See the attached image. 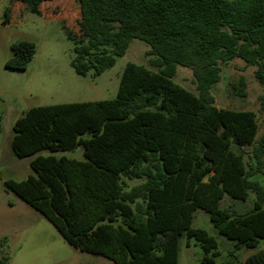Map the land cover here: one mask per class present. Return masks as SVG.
Returning <instances> with one entry per match:
<instances>
[{
  "label": "trees",
  "instance_id": "16d2710c",
  "mask_svg": "<svg viewBox=\"0 0 264 264\" xmlns=\"http://www.w3.org/2000/svg\"><path fill=\"white\" fill-rule=\"evenodd\" d=\"M45 1L13 0L38 16ZM77 2V30L66 15L63 28L78 75L100 76L134 39L149 45L150 66L128 63L115 99L28 110L14 126L11 148L18 158L34 157L35 175L10 180L7 189L70 246L114 264H179L183 237L188 246L191 239L200 244L202 264H238V252L264 240V185L254 179L264 176V133L258 138L255 112L217 107L212 89L221 64L234 59L255 67L264 86V0ZM14 16L11 4L4 24ZM11 49L5 67L26 71L36 44L23 40ZM178 66L192 71L197 94L174 82ZM246 89L241 77L230 93L246 98ZM79 147L84 160L54 155ZM251 194L244 213L222 207L225 198L247 202ZM199 210L235 242L229 259L219 261L217 240L194 227ZM8 261L3 256L0 264ZM242 264H264V250Z\"/></svg>",
  "mask_w": 264,
  "mask_h": 264
},
{
  "label": "rangeland",
  "instance_id": "374dc122",
  "mask_svg": "<svg viewBox=\"0 0 264 264\" xmlns=\"http://www.w3.org/2000/svg\"><path fill=\"white\" fill-rule=\"evenodd\" d=\"M11 4L15 16L10 24H4L6 8ZM41 8L44 13L38 16L13 0H0V114L3 118V132L0 135V263L3 256H8L7 264H114L104 257L83 253L70 246L47 218L7 189L6 182H22L35 175L30 165L34 157H16L11 141L17 120L31 108L115 99L128 63L150 66L151 57L147 56L150 47L134 39L126 54L118 57L112 68L98 77L93 72L85 77L80 76L72 67L74 44L63 28L66 15L77 30L76 20L80 16L77 0H48ZM23 40L36 44L33 60L24 72L7 69L5 63L13 57L12 44ZM221 69V80L212 89L216 106L255 112L260 138L264 133V86L255 78L256 68L234 59L222 63ZM241 77L247 82L246 98L230 93L231 84ZM174 82L197 94L195 78L190 69L178 66ZM41 154L46 156L52 153L43 151ZM54 155L84 160L82 147ZM254 179L264 185V176L259 175ZM128 183L134 186L139 182ZM253 199V194L247 202L225 198L222 207L244 213L252 207ZM194 227L206 230L217 240L222 254L219 261L229 259V251L234 249L235 242L218 233L208 214L197 211ZM260 250H264V240L259 249L238 252L237 263L242 264L247 257ZM203 257L204 252L196 240L191 239L188 246L187 239H181L179 264H202Z\"/></svg>",
  "mask_w": 264,
  "mask_h": 264
},
{
  "label": "crops",
  "instance_id": "0c3cea01",
  "mask_svg": "<svg viewBox=\"0 0 264 264\" xmlns=\"http://www.w3.org/2000/svg\"><path fill=\"white\" fill-rule=\"evenodd\" d=\"M252 255V254H251Z\"/></svg>",
  "mask_w": 264,
  "mask_h": 264
}]
</instances>
